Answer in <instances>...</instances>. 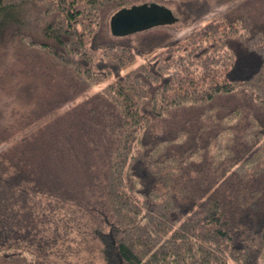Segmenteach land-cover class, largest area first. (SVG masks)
Returning a JSON list of instances; mask_svg holds the SVG:
<instances>
[{
  "label": "trees",
  "instance_id": "trees-1",
  "mask_svg": "<svg viewBox=\"0 0 264 264\" xmlns=\"http://www.w3.org/2000/svg\"><path fill=\"white\" fill-rule=\"evenodd\" d=\"M142 4L0 0V264H263L264 0L117 74Z\"/></svg>",
  "mask_w": 264,
  "mask_h": 264
},
{
  "label": "rangeland",
  "instance_id": "rangeland-1",
  "mask_svg": "<svg viewBox=\"0 0 264 264\" xmlns=\"http://www.w3.org/2000/svg\"><path fill=\"white\" fill-rule=\"evenodd\" d=\"M207 1L208 2L205 6L196 9L191 4H189L190 2L185 0H162V4H165L172 10L174 16L176 17L175 21L162 25L157 24L151 28H148L147 30H141L138 33H133L130 36H128V34L117 35L111 32L113 34L112 37L114 38H122L124 36L130 38L134 42V47L136 51V58L132 62L121 67L118 70L117 74H123L127 72L128 70L137 66L142 61L148 59L150 56L162 51L167 46L174 44L177 41L183 40L196 27L207 23L209 20L212 19V17L216 16L217 10H210L208 12H205V9H212L213 7H215L216 0ZM30 12V10L29 13L27 12V19L30 18L32 22H37L36 16L38 17V14L31 13L30 15ZM249 58H245L242 62L243 73L249 72L250 69L254 66V61ZM115 76L116 75H112L108 79H104L93 84L83 92L77 94L65 105L53 110L47 117L45 116L43 120L59 115L69 106H72L82 100H85L94 92L98 91L103 86H105L109 81L115 78Z\"/></svg>",
  "mask_w": 264,
  "mask_h": 264
},
{
  "label": "water",
  "instance_id": "water-1",
  "mask_svg": "<svg viewBox=\"0 0 264 264\" xmlns=\"http://www.w3.org/2000/svg\"><path fill=\"white\" fill-rule=\"evenodd\" d=\"M175 20L172 11L165 7L142 4L115 13L110 20V27L114 34L124 35Z\"/></svg>",
  "mask_w": 264,
  "mask_h": 264
}]
</instances>
